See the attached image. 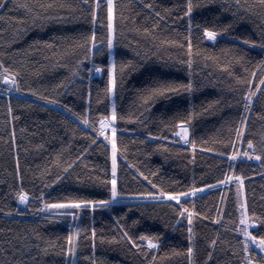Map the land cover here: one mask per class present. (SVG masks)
I'll return each instance as SVG.
<instances>
[{
	"label": "trees",
	"instance_id": "16d2710c",
	"mask_svg": "<svg viewBox=\"0 0 264 264\" xmlns=\"http://www.w3.org/2000/svg\"><path fill=\"white\" fill-rule=\"evenodd\" d=\"M49 2H53V7L47 11L39 7L40 4L47 5ZM78 2L79 0H4L6 7L0 9V59L20 71L19 79L23 87L35 88L44 95L55 96L81 114H87L88 92L91 89L90 119H95L98 113L108 114L111 111V98L105 97L103 92L107 86L106 71L99 76L93 73L91 81L84 78L87 75L85 72L75 79L70 73L76 60L85 51L77 47L82 43V36L90 35L95 27L98 39L106 37L107 5L106 0H100L98 18L104 23H97L95 26L90 22V8L84 9L82 15L80 8L55 6L60 3L76 5ZM147 2L149 0H145ZM150 2L156 11L168 16V20L161 21L156 29L152 28V24L157 17L154 13L150 15V10L144 7L141 0H116L117 60H139L133 49L142 54L147 51L151 57L150 67L164 73L169 79L185 82L193 79L197 90L191 94L174 95L168 101H158L150 111L141 116L143 124L136 120L116 122L118 143L122 149L127 147L124 153L127 159H124V155H118V184L124 192L153 191L148 181L139 176L137 169L155 183L172 191L186 190L193 182L197 187L215 184L216 180L222 179L223 174L229 171L230 160L221 153L247 149L246 142L235 141V129L240 126L243 113L241 97L248 85L237 83L235 77L239 75L251 80V86L255 90L260 77L264 76V69H256L259 60L264 59V50L246 45L242 39L237 40L235 37L261 39L264 31V6L260 5L259 0H240V6L235 0H215L214 3L196 9L194 17L206 20L209 25L222 26L229 21L234 23L229 32L221 34L216 42L203 40L199 32L194 31L193 44L198 45L201 54L194 56L193 69L189 74L187 66L180 63L187 58L186 49L162 43L165 39L183 40L186 20L180 17L184 0ZM24 3H28L33 11L29 12L22 7ZM176 5L179 7H175ZM165 9L169 11L165 12ZM121 12L127 19L121 20ZM36 13L41 17L55 18L37 19V23L33 24ZM137 27H148L154 35L138 32L135 30ZM34 41H50L56 47L49 48ZM236 56H244V61L236 62ZM95 59L97 64L106 65L109 62L107 52ZM229 62L232 64L229 70L219 66ZM84 66L89 68L92 65L90 61H85ZM244 68L248 71L245 72ZM253 70L256 71L255 79L251 75ZM228 71H233L235 75L230 76ZM61 81L66 86L56 87ZM144 82V77L138 73L125 76L115 98L119 113L134 115L142 111L135 90L142 87ZM260 89L253 98L252 110L244 113L248 116L245 140L252 139L257 150L264 139V85ZM17 97L23 99L18 103ZM9 101L13 109L11 113L8 111ZM25 101L31 106H21ZM211 101L219 103L208 112H201V106H206ZM190 104H194L199 113L193 120V138L197 142L194 152L190 144L185 145L182 141L177 143L175 140L163 141L171 151L157 149L156 145L161 141L159 138H149L148 131L158 132L163 127L161 119L167 120L172 111L179 110L181 114L185 110L190 111ZM166 108L171 111L161 116ZM13 116L18 119L13 120ZM13 128L15 142L11 138ZM165 135H168L167 130ZM95 136L93 128L84 125L67 109L48 104L29 92L7 93L0 81V209H3L0 211V264H5L6 261L8 264H15L17 260L23 264H71V258L60 249L61 246L66 247L64 237L69 232H75L77 227L86 228L88 232L82 230L80 233L76 264H93L94 261L95 264H147L145 257L130 242L122 238L118 243L111 241L112 236H119L121 232L116 227L117 217L134 237L146 231L164 233L161 237V254L173 248L185 249L188 246L186 220L174 230L176 213L164 202L124 198L111 208L98 207L94 212L92 209L76 210L79 216L75 221L70 215H54L49 219L51 210H41L42 205L36 202L28 206L19 204L13 191L20 184L16 172L17 153L24 187L37 195L43 190L50 203L69 196L106 199L109 195L107 188L95 178L99 176L110 179V146H104L107 142L102 136L93 144L92 138ZM222 141L235 143V149L232 143ZM85 149L88 151L81 161H77L74 168L60 181L51 184L62 167ZM57 158L59 163H53ZM234 170L245 177L244 198L247 199L250 212L264 213V166L261 161L254 159L250 162L246 157H241L235 161ZM42 172L45 173L43 176ZM153 172H156L155 176L151 175ZM222 195L225 198L223 201ZM191 199L195 200L197 211L209 217H197L193 222L197 264H203L208 251L212 250L208 242L214 238L217 239V244L209 264H241L245 253L242 251V243L238 241L242 242L243 237L231 230L239 223L236 183L205 188ZM186 202L191 206L190 200ZM17 207L23 215L16 212L8 214L9 208ZM218 209L222 213L220 222L216 220ZM133 220H139V223L133 224ZM225 225L228 227L225 228ZM92 227L97 230L94 248L90 235ZM33 229L40 232L43 239H38ZM101 236L105 237L103 241L100 240ZM37 244L40 245L39 248L35 247ZM46 244L54 247L45 253L43 249ZM155 264H187V260L182 256H168L163 260L158 259Z\"/></svg>",
	"mask_w": 264,
	"mask_h": 264
},
{
	"label": "snow or ice",
	"instance_id": "6c2138e0",
	"mask_svg": "<svg viewBox=\"0 0 264 264\" xmlns=\"http://www.w3.org/2000/svg\"><path fill=\"white\" fill-rule=\"evenodd\" d=\"M215 0H184V7L181 12V17L186 20V30L184 34L183 40H172L165 39L162 41L164 44L168 45H177L180 48L186 49V59L180 61V63L185 64L188 68L189 74H191L194 64V56H199L201 54V49L193 44V34L194 31H198L200 37L203 40H207L210 42H216L218 37L223 33H228L232 27L234 21H229L228 23L218 26L216 24L209 25L206 20H197L194 17V11L199 8H203L208 3H214ZM141 3H144V7L150 10V15L154 13L157 19L152 24V28L156 29L159 27L161 21H167L168 16L162 14L159 11H156L153 4L150 2L145 3V0H141ZM235 3L240 6V0H235ZM261 6H264V0H259ZM107 5V14H106V30L107 35L103 39L97 38V32L95 27L90 32V35L82 36V43H79L77 47L85 49L83 56L80 59L76 60V65L71 68V76L75 79L78 76H81L82 72L87 73L84 77L88 81H91L92 74H104L106 71L107 74V86L103 89L105 97L111 98V111L108 114L104 112L98 113L95 119H90L91 115V89L88 92L89 99V109L87 110V114H81L75 112L69 105L63 104V102L57 99L52 95H44L42 92L38 91L35 88L31 87H23L20 82V71L18 69H13L10 65H6L3 59H0V81L3 82V86L5 87V91L7 93H11L12 91H16L17 93L29 92L32 95L38 97L40 100L46 101L51 105H60L62 108L67 109L84 125H87L89 128H93L95 130L96 136L92 138V143L95 144L99 137H103L104 141L107 142L104 146L107 148L110 146V158H111V170H110V179L101 178L97 176L95 179L108 190V197L106 199H96V198H88V197H80V196H69L66 199H58L53 202H49L46 198V193L41 190L37 195L35 192H31L24 187L23 184V174L20 171V162H19V153H17L16 159V172L17 176L20 180V184L17 189H13L15 192V198L19 201L20 204L28 206L33 202L39 203L42 205L43 211H50L49 219H51L54 215L65 216L70 215L73 220H77L79 213L76 210H85L92 209L93 212L96 208H111L113 204L118 203L124 198H133V199H142V200H151L156 202H164L169 205L176 213V223L173 225V229L177 230V226L184 223L186 220V233H187V241L188 246L185 249L181 248H173L171 251L160 253V249L162 246V239L164 233L162 232H143L139 236L134 237L130 234L128 228L122 223L119 222L120 218L116 219V227L121 230L119 236H112L111 241L119 242L120 239H124L135 248L136 251L140 252L147 261V264H155L158 259L163 260L168 256H182L187 260V264H197L196 261V232L194 231L193 222L197 217L204 216V213L197 211L195 207V200L191 199L196 197L198 192H202L205 188L219 187V186H227L230 182H235L237 185V203H238V212H239V223L235 225L231 230L242 234V242L238 241V243H242V251L245 253L241 264H264V213L257 214L255 211L249 210V206L247 203V199L244 198L241 200V192L244 186L245 177L242 173L237 174L234 170L235 161L238 158L246 157L249 160L255 159L257 161H261L262 166H264V139L261 141V146L259 150H257V145L254 143L252 139L245 140V132L247 127L248 116L244 113H248L252 110L253 98L257 95V92L260 91V86L264 85V76H261L259 79V84L256 85V89L253 90L251 84V80H246L245 77L236 75V81L239 84H247V90L242 93V101H243V113H241L239 127L235 129V141L247 144V149L241 150H233L231 152H223L222 155L226 156L230 160L229 171L223 174L222 179H218L215 181V184L209 185L204 184L201 187H197L195 182H193L192 186L186 188V190L180 191H172L167 190L165 187L161 186L158 183H155L153 180L149 178L143 171L137 169L140 177H143L144 180L148 181V183L154 189L153 191H145V192H124L121 191L120 185L118 184V155H124L127 151V147L124 146L121 148L118 143V129L116 126V122L118 120H136L139 123L143 124L144 121L141 120V116L144 115V112L150 111L158 101L161 100H171V97L174 95H179L181 93H193L197 90V85L195 84L193 79H187L185 81H178L174 79H169L167 76L150 67L149 61L151 57L148 52L145 51L143 54L137 50L133 49L135 56L139 57L137 59H123L121 58L119 61L117 60L116 48L118 44V31H117V23H116V0H106ZM56 7L65 8V7H76L81 9V14L83 15L84 9L90 8V17L91 23L95 26L97 23H104V21L99 20L98 18V10L101 8L100 0H79L78 4L71 5L66 3L56 4ZM6 5L4 0H0V9L5 8ZM22 7L28 9L29 12L33 11V8L29 6L28 3H24ZM40 8L47 9L53 7V2H49L47 5L40 4ZM175 7H179L176 5ZM168 9H165V12H168ZM121 20L127 19L124 16L123 12L120 13ZM55 17H41L39 13H36V17L33 19V24L37 23V19L40 20H51ZM136 31H143V33L147 35H154L150 28L144 27L135 29ZM237 40L242 39L244 44L251 45L253 47H259L261 50H264V31L261 33L260 40H254L248 37H235ZM34 43H43L49 48L56 47L53 42L50 41H34ZM105 52H107L109 62L105 65L103 63L97 64L96 57L104 56ZM152 55H156V53H152ZM246 55V54H245ZM208 59V57H205ZM215 59V57H212ZM90 61L91 67L85 68L84 62ZM235 61L238 63H242L244 61V56H236ZM57 65L59 66V62L57 61ZM67 66V65H64ZM222 69L229 70L232 67L231 62L223 63L219 65ZM256 69H264V59H260L256 64ZM244 71L247 72L248 69L244 68ZM133 73H138L144 77L145 82L142 87L137 88L136 95L139 99V108L142 111L137 112L136 114L124 115L119 113L117 110L116 97L118 94V87L121 86V82L124 80L125 76H131ZM228 74L235 75L233 71H228ZM252 78L255 79L256 71L253 70ZM67 79V78H65ZM64 85V81H61L60 85L56 87H60ZM66 86V85H64ZM23 99V97H17V101ZM100 101L98 100L97 103ZM219 101H211L206 106H201V112H208L213 109L215 105H217ZM240 103V101H237ZM21 106L30 107L25 101V103ZM190 111L185 110L184 114H181L179 110L172 111V114L168 116L167 120L161 119V124L163 127L156 133L152 131H148L147 136L149 138H159L161 143L156 145L157 149H163L165 151H171L168 147V144L163 143V141L175 140L177 143L183 142V144L192 146V150L197 147V142L193 138L195 133V128L193 125V120L199 113L195 110V105L190 104ZM8 111L11 113L13 111L11 106V101L8 104ZM170 109H165L164 112H161V116H164ZM260 115V113H257ZM18 119V117L13 116V120ZM79 127V125H77ZM147 127V125H145ZM165 130H167L168 135H165ZM23 131V129H22ZM11 138L13 142H15V129L11 133ZM222 143H232V147L235 149V143L230 141H222ZM18 147V146H17ZM88 149H85L84 152H81L75 159H72L71 162L66 163L61 171L55 176V179L51 181V184H55L60 181L64 176H66L70 170L74 168L77 164V161H81L85 152ZM209 151H217V149H209ZM124 159H127V156L124 155ZM53 163H59V158ZM50 167V166H49ZM135 167V165H132ZM101 171H104L101 169ZM45 173H41L43 176ZM152 176L156 175V172L151 174ZM79 180L80 177H77ZM174 183H176L174 181ZM50 186V185H46ZM184 198V199H182ZM222 201L225 199L222 195ZM186 200L191 201V206ZM174 202V203H173ZM3 209H0L2 211ZM218 215L216 217L217 222H220L222 213L218 209ZM12 212L19 213L23 215L20 209L17 208H9L8 214L10 215ZM205 219L209 217L204 216ZM139 220H133V224H138ZM235 223V222H233ZM259 225V228H254V226ZM168 227V225H165ZM228 225H225L227 228ZM85 233L88 232V229H81L79 227L76 228L75 232H69L67 236L64 237L66 241V247L61 246V252H64L66 256L71 258V264H76L75 257L77 254V249L79 247V238L81 231ZM96 228H91V239L92 246L95 247L96 240ZM34 235L38 239H43L40 232L35 231L33 229ZM219 233H217V237ZM105 237L101 236L100 240L103 241ZM212 250L208 251L203 264H209V262L213 258V251L215 250V246L217 244V239H211L208 242ZM39 244L35 245V247L39 248ZM54 247L52 244H46L43 251L46 253L49 248ZM235 252L236 249H233ZM151 253V257L149 258V254ZM39 254V253H38ZM29 259L34 260L35 257H29ZM91 259V257H88ZM5 264H8L6 261ZM15 264H23L22 261H15ZM67 264V262H66ZM95 264V261L93 262Z\"/></svg>",
	"mask_w": 264,
	"mask_h": 264
},
{
	"label": "rangeland",
	"instance_id": "374dc122",
	"mask_svg": "<svg viewBox=\"0 0 264 264\" xmlns=\"http://www.w3.org/2000/svg\"><path fill=\"white\" fill-rule=\"evenodd\" d=\"M94 75L95 76H99V74H95L94 73ZM248 161H250V162H252V161H254V158L253 159H251V160H249L248 158H246ZM199 193V192H198ZM201 193V192H200ZM241 197H242V200L244 199V189H242V192H241ZM183 199V198H182ZM20 204V203H19ZM20 205H23V204H20Z\"/></svg>",
	"mask_w": 264,
	"mask_h": 264
},
{
	"label": "bare ground",
	"instance_id": "6f19581e",
	"mask_svg": "<svg viewBox=\"0 0 264 264\" xmlns=\"http://www.w3.org/2000/svg\"><path fill=\"white\" fill-rule=\"evenodd\" d=\"M97 75V74H96ZM183 143V142H182ZM257 226V225H256ZM256 226H254V228H256Z\"/></svg>",
	"mask_w": 264,
	"mask_h": 264
}]
</instances>
